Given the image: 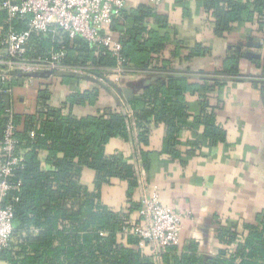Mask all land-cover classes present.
<instances>
[{"label": "trees", "instance_id": "1", "mask_svg": "<svg viewBox=\"0 0 264 264\" xmlns=\"http://www.w3.org/2000/svg\"><path fill=\"white\" fill-rule=\"evenodd\" d=\"M225 1L204 0L206 7L217 14L218 31L230 27V19L243 16L252 19L255 11L264 18V0L254 5L230 0L231 5L227 7L222 3ZM155 6L127 7L109 27L112 32H121L122 65L126 73L135 68H159V53L165 49L169 34L162 33L161 28L168 22ZM150 17L161 24L159 30L147 28ZM6 18V12L0 10V38L12 25L17 30L27 28L23 21L6 22ZM62 47L67 52L62 63L91 73L109 74L118 63L117 57L105 47L63 32L33 31L25 55L49 57L53 50ZM191 51L187 58L204 53L206 48L197 44ZM229 59L223 70L214 72L212 77H202L200 81L192 82L176 75L153 77L130 99L126 112L108 107L95 114L80 116L74 113L75 104L92 103L97 99L103 88L98 83L88 89L78 86L60 105L52 104L50 85H41L34 112L19 114L13 111L18 125L17 146L26 159L11 177L13 184L20 181L21 185L20 190L9 191L15 229L9 246L0 249V264H264V209L255 223H241L235 219L221 221L218 236L223 247L210 256L201 255L194 241L183 250L173 246L155 255L139 246V238L134 234H121L124 226L139 222L141 197H135L138 170L122 152H106L112 138L129 139L131 128H136L140 144L148 145L152 124L160 123L165 127L161 153L180 155L176 147L181 142L182 131L198 125H202L203 130L196 133V143L225 142L226 130L216 122L208 94L223 86L221 76L237 75L236 60ZM12 76L9 85L23 82L31 75L14 72ZM59 78L72 83L85 76L70 73ZM194 94L200 100L196 115L188 100V95ZM10 105L13 107L12 103ZM7 106L6 99L0 95V139L8 121ZM154 154L155 151L141 150L146 170ZM84 168L95 171L93 187L82 181ZM112 179L128 185L125 204L120 208L103 200V189Z\"/></svg>", "mask_w": 264, "mask_h": 264}, {"label": "crops", "instance_id": "2", "mask_svg": "<svg viewBox=\"0 0 264 264\" xmlns=\"http://www.w3.org/2000/svg\"><path fill=\"white\" fill-rule=\"evenodd\" d=\"M232 1L222 3L227 7ZM239 1L243 5H254L259 0ZM142 4L154 7L150 0H128L129 9ZM155 8L168 22L161 28L162 33L169 34L165 49L159 53V68L131 69L119 80H114L112 71L106 75L93 73L91 77H103L107 87L102 86L94 102L75 104L73 110L80 116L108 107L126 112L131 98H126L124 88L132 89L135 96L147 81L159 75L200 81L223 70L230 57L229 61L236 60L237 75L221 76L223 86L208 94L216 122L226 130L225 142L196 143V133L203 130V126L198 125L182 131L181 142L176 147L180 155L161 153L165 127L160 123L152 124L148 145L140 144L136 128H131L129 139L114 137L106 146L107 153L122 152L137 168L139 185L135 197L158 190L163 203L192 211L193 218L185 221L177 246L183 250L194 241L201 255H215L223 247L218 236L221 221L235 219L255 223L264 209V18L255 11L252 19L241 15L242 18L228 21L230 27L218 31L217 14L206 7L204 0H162ZM146 26L149 30H159L161 24L150 17ZM112 33L120 40V31ZM197 44H202L206 51L187 58ZM57 74H37L29 86L25 81L16 83L10 98L14 110L19 114L34 112L38 90L46 83L53 92L51 102L55 105L66 102L78 86L88 89L98 83L87 78L90 75L79 82H64L59 78L62 75ZM188 100L196 115L199 96L188 95ZM142 149L155 151L148 170ZM94 177V170L83 169L84 184L93 187ZM127 186L125 181L112 179L103 189V200L120 208L125 204Z\"/></svg>", "mask_w": 264, "mask_h": 264}, {"label": "built area", "instance_id": "3", "mask_svg": "<svg viewBox=\"0 0 264 264\" xmlns=\"http://www.w3.org/2000/svg\"><path fill=\"white\" fill-rule=\"evenodd\" d=\"M159 5L162 0H150ZM128 7V0H0V10L7 14L6 22L23 21L27 28L17 30L12 25L0 38V95L12 94L14 72L31 75L25 79L29 86L41 73H80L84 76L93 73L82 68L62 63L66 56L64 47L53 50L49 57L30 58L27 55L30 37L33 31L41 33H67L70 37H83L93 45L103 46L117 57V65L113 67L112 76L119 80L125 72L123 63V44L110 30L113 20ZM7 55L8 57H4ZM95 78L105 83L101 76ZM8 121L0 139V249L10 244L15 223L14 207L9 191L20 190L21 182H11L16 168L23 165L25 156L18 149L15 136L18 125L13 119V107L7 106ZM34 135V132H31ZM139 222L133 226H124L121 234H134L139 238V246L155 255L166 252L177 246L181 240L185 221L193 218L191 210L168 205L162 202L158 190L142 195L138 213Z\"/></svg>", "mask_w": 264, "mask_h": 264}, {"label": "water", "instance_id": "4", "mask_svg": "<svg viewBox=\"0 0 264 264\" xmlns=\"http://www.w3.org/2000/svg\"><path fill=\"white\" fill-rule=\"evenodd\" d=\"M7 52H8L7 50H0V53H7ZM59 74L60 75H65V74L69 75L70 73H68V72H60ZM85 77H87V76H85ZM87 78L91 79L92 81L98 82L101 86L107 87L104 82L100 81L97 78H94V77H91V76L87 77ZM123 92L125 93V96H126L127 99L132 98L134 96V92L132 91V89L124 88ZM2 97H4L6 99L8 105H10V103H11L10 102L11 94L10 93H6V94L2 95Z\"/></svg>", "mask_w": 264, "mask_h": 264}]
</instances>
